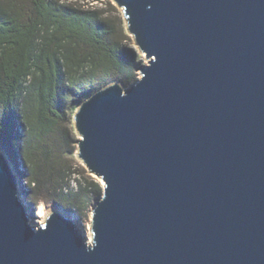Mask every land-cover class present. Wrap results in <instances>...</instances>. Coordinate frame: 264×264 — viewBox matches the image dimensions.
I'll return each mask as SVG.
<instances>
[{"label": "water", "instance_id": "water-1", "mask_svg": "<svg viewBox=\"0 0 264 264\" xmlns=\"http://www.w3.org/2000/svg\"><path fill=\"white\" fill-rule=\"evenodd\" d=\"M110 1L146 62L73 115L91 243L0 151V264H264V0Z\"/></svg>", "mask_w": 264, "mask_h": 264}, {"label": "trees", "instance_id": "trees-1", "mask_svg": "<svg viewBox=\"0 0 264 264\" xmlns=\"http://www.w3.org/2000/svg\"><path fill=\"white\" fill-rule=\"evenodd\" d=\"M96 1L0 0V151L25 163L26 201L81 212L101 194L91 177L69 185L66 116L112 82L130 86L141 60L107 15L115 7Z\"/></svg>", "mask_w": 264, "mask_h": 264}, {"label": "rangeland", "instance_id": "rangeland-1", "mask_svg": "<svg viewBox=\"0 0 264 264\" xmlns=\"http://www.w3.org/2000/svg\"><path fill=\"white\" fill-rule=\"evenodd\" d=\"M106 1H110V0H97L96 2H93L91 5H94L97 8H102L105 10L106 9V6H105ZM110 3H111V5H113L115 7L117 12H113V11L108 9V12H107L108 17L110 19L114 20V24L118 29L123 30V32L125 33V36H126L125 37L126 40L124 41V43L126 44L127 47L132 49V51L134 52L135 55L140 56L141 64L143 65L146 62L145 57L143 54H141L139 52V50L135 46L132 37L127 34L126 28H125V22L123 20L121 10L119 8H117L111 1H110ZM138 76H139V73L137 71V77ZM75 111L73 113L68 114V116H66L68 121H70L69 123L66 124V126L71 131L70 135L72 138L71 143H70V149H72L71 150L72 154H67L66 160L68 161V164L70 165L71 170L77 173V175L75 174L74 176H72V178L69 182V185H70V187H72L74 189L75 184H76L75 181H73L74 178H76L80 182L84 183V181L87 180L88 177H91L92 179H94L98 183V185L100 187V191L102 192L101 181L98 178H96L94 175H89L88 171L86 170V168L82 164V162H79L76 159L77 149H78L77 140L79 138L77 136V132L75 131V127H74V123H73V115H74ZM24 164L25 163L22 162L20 159H17V164H16L17 167H16V169H14V172H16L18 177L22 178V180L20 179L21 182L19 181L20 182V184H19L20 197L26 206V212H27L28 216L32 217V222L36 225V227L40 226L52 212H59L62 215H64L66 218L73 220L76 224H78L80 227H82L84 229V232H85L86 242L88 244L91 243V229H90L91 217H92L91 211H92V208L95 204V199L92 200L90 206H88L87 208H85L81 212H77L76 210L68 211L67 209L62 210L61 207L54 204L51 200L42 201V200H40V198H37L38 200L36 199L34 201L33 200L32 201H26L25 197H24V193H23L25 190H27V188H25L27 185L26 181H25L26 178H25V176L23 177L21 174L23 171H26V166ZM23 187H24V189H23ZM40 197L42 199V198H46L48 196H47V194L43 193L40 195Z\"/></svg>", "mask_w": 264, "mask_h": 264}]
</instances>
